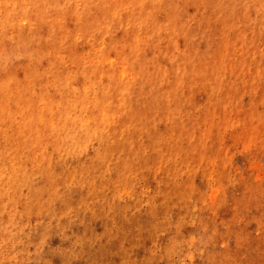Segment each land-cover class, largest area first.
<instances>
[{"label":"clouds","instance_id":"1","mask_svg":"<svg viewBox=\"0 0 264 264\" xmlns=\"http://www.w3.org/2000/svg\"><path fill=\"white\" fill-rule=\"evenodd\" d=\"M0 264H264V0H0Z\"/></svg>","mask_w":264,"mask_h":264}]
</instances>
